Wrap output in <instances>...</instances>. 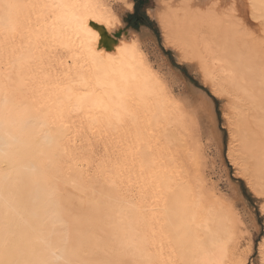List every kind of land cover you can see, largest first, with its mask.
Returning <instances> with one entry per match:
<instances>
[{
	"label": "bare ground",
	"instance_id": "obj_1",
	"mask_svg": "<svg viewBox=\"0 0 264 264\" xmlns=\"http://www.w3.org/2000/svg\"><path fill=\"white\" fill-rule=\"evenodd\" d=\"M9 3L0 9V264H247L241 220L190 176L186 109L139 37L117 33L108 0H0ZM157 4L149 13L164 44L231 98L227 156L264 199V0Z\"/></svg>",
	"mask_w": 264,
	"mask_h": 264
},
{
	"label": "rangeland",
	"instance_id": "obj_2",
	"mask_svg": "<svg viewBox=\"0 0 264 264\" xmlns=\"http://www.w3.org/2000/svg\"><path fill=\"white\" fill-rule=\"evenodd\" d=\"M131 2L133 9L128 8L123 0H108L121 20L116 29L129 33V36L136 34L139 37L152 66L186 109L187 126L189 124L190 127L188 126L185 144L189 146L185 145L187 147L185 150L183 148V152L186 154L188 147H195L192 151L194 153L197 150L196 158H200L198 161L195 159L190 167L187 162L190 176L204 179L207 189L214 190L209 193H215V198L219 197V200H224L231 207L235 217L241 220L239 252L246 254V249H250L247 264H262L258 248L264 242V199L251 193L248 184L240 177L227 156L230 142L227 114H231V98L229 100L225 93L214 95L210 84L203 80L200 67L194 62L181 60L175 49L164 44L159 23L149 13L158 8V0ZM95 147L94 152L99 156L101 150H96ZM98 156L94 157L96 161Z\"/></svg>",
	"mask_w": 264,
	"mask_h": 264
},
{
	"label": "snow or ice",
	"instance_id": "obj_3",
	"mask_svg": "<svg viewBox=\"0 0 264 264\" xmlns=\"http://www.w3.org/2000/svg\"><path fill=\"white\" fill-rule=\"evenodd\" d=\"M13 7H16V5H13L11 3L7 4V5H3V4H0V9L2 8H7V9H11ZM95 18V17H93ZM253 19H255V17H253ZM81 26H85L84 25V21H79ZM90 31V30H89ZM92 35L95 37V33H92ZM98 39V37H96ZM20 70V65L19 64H15L13 65V71H19ZM262 78H264V70H262ZM262 96H264V87H262ZM264 195V194H262ZM262 252H264V242H262V249H261ZM212 253L210 252L209 255H211ZM98 264H116V262H112V261H100L98 262ZM119 264H126V262H119ZM205 264H217L216 261H208V262H205Z\"/></svg>",
	"mask_w": 264,
	"mask_h": 264
},
{
	"label": "water",
	"instance_id": "obj_4",
	"mask_svg": "<svg viewBox=\"0 0 264 264\" xmlns=\"http://www.w3.org/2000/svg\"><path fill=\"white\" fill-rule=\"evenodd\" d=\"M121 31L117 32V33H120Z\"/></svg>",
	"mask_w": 264,
	"mask_h": 264
}]
</instances>
